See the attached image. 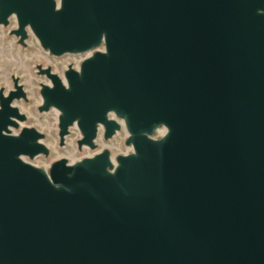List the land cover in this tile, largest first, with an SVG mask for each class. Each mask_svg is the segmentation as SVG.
<instances>
[{
  "label": "water",
  "instance_id": "water-1",
  "mask_svg": "<svg viewBox=\"0 0 264 264\" xmlns=\"http://www.w3.org/2000/svg\"><path fill=\"white\" fill-rule=\"evenodd\" d=\"M11 18L19 45L87 55L61 75L36 66L59 145L73 125L78 149L124 127L132 151L26 161L49 150L20 125L12 76L0 264H264V0H0Z\"/></svg>",
  "mask_w": 264,
  "mask_h": 264
},
{
  "label": "rangeland",
  "instance_id": "rangeland-1",
  "mask_svg": "<svg viewBox=\"0 0 264 264\" xmlns=\"http://www.w3.org/2000/svg\"><path fill=\"white\" fill-rule=\"evenodd\" d=\"M14 19L11 18L9 26H0V87L5 90L11 88L12 76H17L26 92V100L19 99L15 105L25 114L26 119L20 125L33 126L44 134L43 143L47 146L48 155H39L32 159L25 158L30 163L41 166L45 169L59 159L65 158L68 162H75L82 157L91 156L96 152L107 148L114 157L117 154H126L132 151L130 145L125 144L127 132L122 127L114 136L104 139L103 128L100 127L95 139V148L90 149L76 146V141L80 133L76 126L69 129V134L65 137L63 145H59L57 135V116L58 111L50 108L48 111L41 112L38 106L41 104L39 86L48 80L43 75L37 73L36 66H50L58 74H62L64 69L73 65L77 60V54H63L52 56L48 51L40 47L36 38L29 33L24 46L17 43L16 37L9 34V30L14 27ZM164 131V127H161ZM14 132L17 131L12 129Z\"/></svg>",
  "mask_w": 264,
  "mask_h": 264
},
{
  "label": "built area",
  "instance_id": "built-area-1",
  "mask_svg": "<svg viewBox=\"0 0 264 264\" xmlns=\"http://www.w3.org/2000/svg\"><path fill=\"white\" fill-rule=\"evenodd\" d=\"M77 56H78V57H77L76 62H75L73 65H71V66L74 67V68H77V67L79 66L80 62H81V61H82L87 55H86V54H80V55H77ZM109 117L118 120V119H117L112 113L109 114ZM118 121H119V120H118ZM119 122H121V121H119ZM161 129H162L161 127L157 129V131H156V136H160V135L163 134L164 131L161 130Z\"/></svg>",
  "mask_w": 264,
  "mask_h": 264
}]
</instances>
